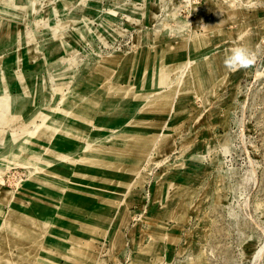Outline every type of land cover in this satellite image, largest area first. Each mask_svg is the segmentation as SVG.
Returning a JSON list of instances; mask_svg holds the SVG:
<instances>
[{"label":"rangeland","instance_id":"rangeland-1","mask_svg":"<svg viewBox=\"0 0 264 264\" xmlns=\"http://www.w3.org/2000/svg\"><path fill=\"white\" fill-rule=\"evenodd\" d=\"M6 259L264 264V0H0Z\"/></svg>","mask_w":264,"mask_h":264},{"label":"clouds","instance_id":"clouds-1","mask_svg":"<svg viewBox=\"0 0 264 264\" xmlns=\"http://www.w3.org/2000/svg\"><path fill=\"white\" fill-rule=\"evenodd\" d=\"M256 57L247 47L237 46L231 49L224 59V66L230 71L247 70L254 66Z\"/></svg>","mask_w":264,"mask_h":264},{"label":"bare ground","instance_id":"bare-ground-1","mask_svg":"<svg viewBox=\"0 0 264 264\" xmlns=\"http://www.w3.org/2000/svg\"><path fill=\"white\" fill-rule=\"evenodd\" d=\"M38 212H39V211H38ZM38 212H37V214H38ZM40 212H41V211H40ZM44 214H45V213H44ZM26 216L29 217V215H26ZM101 216H104V214H102ZM101 216H100V217H101ZM40 218H41V217H40ZM23 219H24L25 222H26V221H27V222H30V223L32 222V220H30V219H27V218H24V217H23ZM41 219H43V218H41ZM50 219H51V218H50ZM44 220H45V219H44ZM50 221H51V220H50ZM50 221H48V222H50ZM70 222H71L70 219L67 220L66 222H63L62 225L60 226V229H66L65 226H67V223H70ZM11 227H12L11 229H13V228L15 227V225H14V226L12 225ZM11 229H10V230H11ZM33 239H34V240H32V241H33L32 243L36 242V239H35L34 237H33ZM7 240H8V239H7ZM9 241H10V240H9ZM23 245H27V244H23ZM1 264H14V263H13L10 259H6L5 262H4V263L1 262ZM19 264H20V263H19Z\"/></svg>","mask_w":264,"mask_h":264}]
</instances>
